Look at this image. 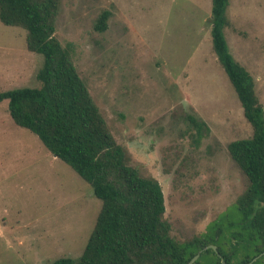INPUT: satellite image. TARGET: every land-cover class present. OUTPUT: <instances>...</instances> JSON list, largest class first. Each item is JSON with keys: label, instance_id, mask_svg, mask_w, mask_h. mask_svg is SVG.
I'll use <instances>...</instances> for the list:
<instances>
[{"label": "rangeland", "instance_id": "374dc122", "mask_svg": "<svg viewBox=\"0 0 264 264\" xmlns=\"http://www.w3.org/2000/svg\"><path fill=\"white\" fill-rule=\"evenodd\" d=\"M212 0H61L56 37L130 164L159 181L171 236L185 242L235 210L247 181L228 152L253 130L211 41ZM104 10L108 28L95 30ZM226 37L264 106V0H230ZM43 56L0 21L2 91L37 87ZM206 124L203 136L186 120ZM102 202L0 103V264L78 259Z\"/></svg>", "mask_w": 264, "mask_h": 264}, {"label": "trees", "instance_id": "16d2710c", "mask_svg": "<svg viewBox=\"0 0 264 264\" xmlns=\"http://www.w3.org/2000/svg\"><path fill=\"white\" fill-rule=\"evenodd\" d=\"M229 5L230 0H212L211 41L253 130L251 138L228 145L247 186L234 211L210 223L205 233L179 242L164 217L161 184L130 164L75 64V46L56 37L61 0H0V21L27 30V49L43 56L39 86L9 91L0 86V103L8 100L15 124L37 135L102 202L82 255L50 264H190L199 253L193 264H249L264 252V106L253 76L230 51ZM110 17L104 10L95 30L106 31ZM186 120L203 136L202 120L191 114ZM252 264H264V255Z\"/></svg>", "mask_w": 264, "mask_h": 264}, {"label": "water", "instance_id": "95a60500", "mask_svg": "<svg viewBox=\"0 0 264 264\" xmlns=\"http://www.w3.org/2000/svg\"><path fill=\"white\" fill-rule=\"evenodd\" d=\"M210 247L213 248V249H216L215 246H210ZM210 247H208V248H210ZM263 255H264V252L261 253L258 257L254 258L249 264H252V263L255 262L257 259H259L260 257H262ZM199 256H200V253L197 254V255L192 259V261H191L190 264H193V263L199 258Z\"/></svg>", "mask_w": 264, "mask_h": 264}]
</instances>
